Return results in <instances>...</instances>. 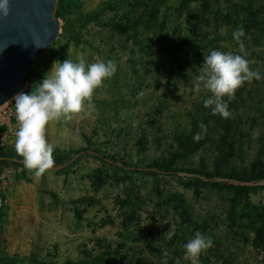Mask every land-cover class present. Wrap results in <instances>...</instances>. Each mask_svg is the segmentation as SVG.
<instances>
[{"label":"rangeland","instance_id":"rangeland-1","mask_svg":"<svg viewBox=\"0 0 264 264\" xmlns=\"http://www.w3.org/2000/svg\"><path fill=\"white\" fill-rule=\"evenodd\" d=\"M189 1L61 0V32L22 92L64 59L117 71L93 109L49 122L54 165L39 176L3 162L22 157L14 99L0 108V264H191L197 231L213 240L199 264H264V78L236 90L228 123L204 107L203 65L164 51L182 39ZM249 67L264 77V57Z\"/></svg>","mask_w":264,"mask_h":264},{"label":"clouds","instance_id":"clouds-1","mask_svg":"<svg viewBox=\"0 0 264 264\" xmlns=\"http://www.w3.org/2000/svg\"><path fill=\"white\" fill-rule=\"evenodd\" d=\"M10 12V0H0V17ZM242 27L233 32V38L244 49ZM203 68L197 77L210 93L204 100V107L211 108L213 115L228 118L229 101L246 82L259 81L258 71L249 67V61L239 54L212 50L203 57ZM117 71L114 61L86 62L84 58L56 61L44 78L35 84L30 92H20L14 97L16 118L19 128L16 132L15 152L22 157L25 168L34 170L37 176L54 165L55 146L48 142L45 130L49 122L71 119L73 115L93 109L92 96L105 80ZM227 98V99H225ZM204 126L201 125V128ZM201 133L194 136L199 141ZM213 247L210 236L197 231L184 245L185 257L191 264H199L200 255Z\"/></svg>","mask_w":264,"mask_h":264},{"label":"trees","instance_id":"trees-1","mask_svg":"<svg viewBox=\"0 0 264 264\" xmlns=\"http://www.w3.org/2000/svg\"><path fill=\"white\" fill-rule=\"evenodd\" d=\"M189 2L190 6L192 5L194 7L186 10L185 32H181L182 39L173 37L172 40L174 43L167 46L164 50L165 52L171 53L172 56L180 53H183L185 58L191 56V61L201 66L204 63V56L210 54L212 50H224L222 46L227 45L229 47H236L234 49L235 51L231 53L243 55L248 61H263L264 0H190ZM60 3L61 0H58L57 6L60 5ZM55 16L59 18L57 12ZM240 27L245 31V36L241 38L244 44L243 51H241L239 43L233 38V32ZM208 32H210V35ZM197 44L199 47L196 50L190 51L185 48V46L191 48ZM224 51L227 52L226 50ZM28 75L26 80L28 79ZM253 82L254 80L249 83ZM236 99L241 101L238 95L234 96L233 101ZM236 103L237 101H235V104ZM223 121L228 123L229 117L225 118ZM223 129L225 132L230 131V128L227 126ZM191 133V139L185 138V142L188 145L193 144V147L196 149L200 145L198 143L199 141L194 140V136L197 133H201V130L196 127V125H193V127H191ZM181 143L183 142L181 141ZM89 153V151L83 150L77 154L78 156H83ZM94 155L103 161L107 160L104 155L99 153H94ZM3 162L25 168L23 164L10 159H5ZM124 167L128 168L125 165ZM157 169L168 171V168L165 166ZM157 169L147 168L139 171L143 173H153ZM204 177L206 180L205 182H213L212 176L205 175ZM196 181L198 182L200 179L196 178ZM255 236H257V234H255Z\"/></svg>","mask_w":264,"mask_h":264},{"label":"water","instance_id":"water-1","mask_svg":"<svg viewBox=\"0 0 264 264\" xmlns=\"http://www.w3.org/2000/svg\"><path fill=\"white\" fill-rule=\"evenodd\" d=\"M57 3L10 0L9 15L0 17V108L24 90L29 71L57 40L61 32Z\"/></svg>","mask_w":264,"mask_h":264}]
</instances>
